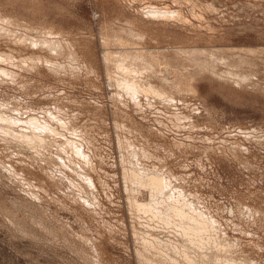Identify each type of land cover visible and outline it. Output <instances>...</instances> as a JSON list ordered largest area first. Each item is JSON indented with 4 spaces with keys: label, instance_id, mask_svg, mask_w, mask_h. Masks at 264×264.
Returning <instances> with one entry per match:
<instances>
[{
    "label": "rangeland",
    "instance_id": "374dc122",
    "mask_svg": "<svg viewBox=\"0 0 264 264\" xmlns=\"http://www.w3.org/2000/svg\"><path fill=\"white\" fill-rule=\"evenodd\" d=\"M0 264H264V0H0Z\"/></svg>",
    "mask_w": 264,
    "mask_h": 264
},
{
    "label": "bare ground",
    "instance_id": "6f19581e",
    "mask_svg": "<svg viewBox=\"0 0 264 264\" xmlns=\"http://www.w3.org/2000/svg\"><path fill=\"white\" fill-rule=\"evenodd\" d=\"M133 58V57H132ZM135 63V62H134ZM123 64V63H122ZM135 69H137V68H135ZM127 70V69H126ZM2 72V71H1ZM134 72H135V70H134ZM126 73V72H125ZM133 73V72H132ZM140 76V75H139ZM140 78V77H139ZM143 80V79H142ZM122 81H125V80H122ZM129 81V80H128ZM121 82V81H120ZM134 82V81H133ZM140 82V81H139ZM132 85V86H131ZM128 84L127 86H126V92H129V94H130V96H131V94L133 95V94H135V92L137 93V90L135 91V89H134V86H133V84ZM151 86V85H150ZM139 88V87H138ZM156 88V87H155ZM125 89V88H124ZM137 89V88H136ZM147 90H149L148 88H147ZM147 90H145V91H147ZM154 90V89H153ZM148 93V92H147ZM140 94V93H139ZM135 95H138V94H135ZM158 96V98H161L162 97V95L161 94H159V93H157V94H155V97H157ZM134 98V97H133ZM163 98H164V96H163ZM165 100V99H164ZM137 101V100H136ZM163 101V100H162ZM169 101V100H168ZM167 102V101H166ZM32 123L33 122H31L30 124L32 125ZM17 124V123H16ZM26 124V123H25ZM34 125V124H33ZM6 126V125H5ZM31 128V127H30ZM45 130H46V128H45ZM39 133V132H38ZM46 133H48V132H46ZM51 134V133H50ZM49 136H51V135H49ZM41 137V136H40ZM53 138V137H52ZM27 141H30V140H32V139H30L29 140V137H28V139L27 138H25ZM34 139H36V138H34ZM38 141V140H37ZM28 143V142H27ZM30 143V142H29ZM28 143V144H29ZM35 143V142H34ZM39 143H40V141H39ZM160 187H162V186H160ZM221 243V242H220Z\"/></svg>",
    "mask_w": 264,
    "mask_h": 264
}]
</instances>
